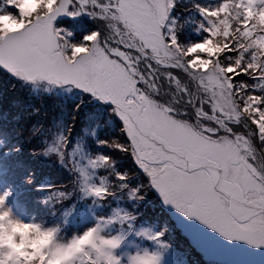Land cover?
I'll return each mask as SVG.
<instances>
[{
	"label": "snow or ice",
	"instance_id": "snow-or-ice-1",
	"mask_svg": "<svg viewBox=\"0 0 264 264\" xmlns=\"http://www.w3.org/2000/svg\"><path fill=\"white\" fill-rule=\"evenodd\" d=\"M27 4L0 0V77L27 96L14 116L0 98V223L20 222L12 176L26 169L67 226L58 250L88 241L63 264H177V238L227 257L210 264H264V0ZM40 165L72 179L38 185ZM130 238L148 244L126 251Z\"/></svg>",
	"mask_w": 264,
	"mask_h": 264
},
{
	"label": "rangeland",
	"instance_id": "rangeland-1",
	"mask_svg": "<svg viewBox=\"0 0 264 264\" xmlns=\"http://www.w3.org/2000/svg\"><path fill=\"white\" fill-rule=\"evenodd\" d=\"M217 0H198V2L202 3V4H208V5H214L213 3H215ZM28 7L32 8V9H38L41 7L40 5V0H28ZM186 4H182V3H178L176 9H174V14H178L179 15V11L183 12V15L185 13L184 11V7H186ZM179 10V11H178ZM178 11V12H177ZM182 15V16H183ZM198 15V14H197ZM181 16V18H182ZM63 20L67 21L68 24H71L72 22L70 20H68V18H62ZM183 19V18H182ZM77 26H86L92 30H94L96 28V25L89 20L88 18H83L81 20H78L75 22ZM8 27H17V25L14 24H9L7 25ZM195 25L192 24L191 27H194ZM260 27H264V22L260 19ZM188 33V38L190 39H195L198 38L196 36V34L194 32L191 31V29L189 28L187 30ZM61 170H64L62 168H60ZM63 176H65V174L63 173ZM38 178V177H37ZM52 183H57L55 180L52 181ZM63 183H66L65 181H63ZM41 194L45 195L44 192L40 191ZM41 196L37 197V204L41 206L40 203H38V201H41ZM71 201L67 202L68 204ZM91 202V201H89ZM44 207V206H43ZM9 209L11 210V213L14 217H17L20 219V222L22 223H28L29 220L27 217H30V215H26L24 217H22V215H19L17 210L11 207V205H9ZM43 210H48L46 207ZM46 216L44 219H40L38 222L41 225V231H46L52 228H58L59 231L56 232L54 237H51V239L49 240V242L47 243L45 247V249H51V253L49 256V259L54 258L59 252L58 248L60 246V244L62 243L63 239L66 236V232L64 231V229L67 227H63L61 228L59 225H51L52 221H48V219L52 216V214H49V212H45ZM155 215V214H153ZM24 218V219H23ZM155 216H152L151 213L146 214L144 217H142V220H155ZM165 217H163L162 219L160 218V221L162 222L163 219ZM35 222V221H32ZM3 224L4 227H0V235H3L5 238H7V235L10 233L11 234V241L10 243H3L5 246V249L8 250L9 252L13 253L12 255V260L14 262H16L17 258L18 261L21 260H26V257L24 256H20L19 252L16 251L13 248V245H23L19 251L22 252H26V253H31L33 251H35V249H33L32 247L29 246V243H27L29 240V242L32 243V240L28 238V234L26 237L21 236V234L19 232H11V227L12 225L7 223V222H3L0 223ZM145 227L149 226V225H144ZM32 233V232H29ZM188 245L186 244V246H184L182 244V238H177L174 240V244L176 247V254H175V260L177 262V264H202V262H200V259L202 258L205 264H210L211 261L216 260L218 262H222L223 260L227 259V257H223V256H216L214 255V253L212 252V249L207 246L203 241L197 240V239H192V240H187ZM30 243V244H31ZM148 242L147 241H143L141 242L140 240H131L130 238V242L129 244L126 246V251H135L136 247L139 246H145L147 245ZM189 247H192L194 249L190 250ZM41 251L43 252V248L41 249ZM198 253L199 256L196 254ZM75 254V252H73L72 256ZM70 258V257H69Z\"/></svg>",
	"mask_w": 264,
	"mask_h": 264
},
{
	"label": "trees",
	"instance_id": "trees-1",
	"mask_svg": "<svg viewBox=\"0 0 264 264\" xmlns=\"http://www.w3.org/2000/svg\"><path fill=\"white\" fill-rule=\"evenodd\" d=\"M217 2L218 0L213 4H216ZM178 13H179V17L181 18L183 12L179 11ZM188 15L189 13L185 12L182 18ZM196 19H199L198 15H196ZM260 19L264 22V16L260 17ZM10 87H11L10 82H8L5 78L0 77V98L3 99L6 109H11L12 115L14 116L17 109L12 107V102L17 99L26 101L27 96L21 95L18 92L10 91L9 90ZM34 102L37 106H39L40 102L38 99L34 98ZM12 128L14 135L21 132L20 128L15 124V122H13ZM0 139H2V137H0ZM18 139L23 141L24 135L20 134L18 136ZM39 168L40 171H38V178H37L38 185H44L50 182L52 183L53 180H55L59 184L63 183V181L67 183L72 179V176L69 174L67 170H61L60 167L56 165H51V166L40 165ZM63 173L65 174V176H63ZM27 175H29V172L26 169H20L16 171L12 176V182L15 184L16 197L14 200L10 201V203L13 204V206L11 204L10 205L13 209L15 208L17 210L19 215L22 216L30 215L31 217V215L35 214L37 217L35 222H38L40 219H44L45 217H47L45 212H49V214H52L53 210L50 208H47L48 210H43L45 209V207H43L42 204L41 206L37 204V197L41 196L40 199L42 200L45 198V195L41 194L36 187L24 183L25 177ZM68 205L70 206L71 202ZM151 215L155 216L152 213ZM30 217L27 218L30 219ZM160 218L162 219L163 217ZM52 220H54L53 215L48 219V221H52ZM65 226H60V227L63 228ZM33 235H34L33 233H28V238L32 240ZM29 241L27 243H29L30 245L31 242ZM182 244L184 246H186V244L188 245L187 240H184L182 238ZM5 246L6 245H4L3 243H0V247H2L3 249H5ZM42 248L43 250H45L44 246ZM189 249L192 250L194 248L189 247ZM196 254L199 256L198 253ZM204 261L205 260H203L202 258L200 259V262H202V264H205Z\"/></svg>",
	"mask_w": 264,
	"mask_h": 264
},
{
	"label": "clouds",
	"instance_id": "clouds-1",
	"mask_svg": "<svg viewBox=\"0 0 264 264\" xmlns=\"http://www.w3.org/2000/svg\"><path fill=\"white\" fill-rule=\"evenodd\" d=\"M40 5H41V0H40ZM48 6H51V0H48ZM7 211L8 209H5V212ZM3 220H5V216L3 214H0V221ZM11 225H12L11 232H19L22 238L26 237L29 232H32L34 234L32 237V243L29 246L35 249V251L31 253L22 252L19 251V249L23 245H13V248L19 252V255L26 257L27 261H31L35 259L37 256H40L42 253L41 249L43 246L47 245V243L51 239V234L47 231H41L40 230L41 225L39 224V222H32V221H29L28 223L19 222V223H12ZM0 227H4V225L0 224ZM10 241H11L10 233L7 235V238H5L3 235H0V243H10ZM87 242H88L87 240L83 241L81 242V244L76 245L74 249L59 252L54 258L48 260V264H63L65 260L69 259V257L72 256L73 252L78 251L82 247V244ZM44 255L46 256L47 254L45 253ZM9 259H12V255H9ZM18 262L19 261L17 258L15 264H18Z\"/></svg>",
	"mask_w": 264,
	"mask_h": 264
}]
</instances>
